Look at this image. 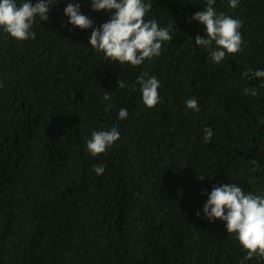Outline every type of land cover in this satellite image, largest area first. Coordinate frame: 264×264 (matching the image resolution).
<instances>
[{
    "label": "trees",
    "instance_id": "trees-1",
    "mask_svg": "<svg viewBox=\"0 0 264 264\" xmlns=\"http://www.w3.org/2000/svg\"><path fill=\"white\" fill-rule=\"evenodd\" d=\"M69 3L94 28L113 14L53 0L35 39L0 30V264H264L245 261L236 235L203 214L213 187L264 195V77L250 75L264 71V0H216L217 13L242 21L243 51L220 64L194 40L205 29L191 17L207 0H152L148 18L172 25L173 40L138 67L92 49V29L68 23ZM142 73L161 84L154 109L142 103ZM193 97L198 112L186 107ZM113 127L118 146L93 157L86 140Z\"/></svg>",
    "mask_w": 264,
    "mask_h": 264
},
{
    "label": "clouds",
    "instance_id": "clouds-1",
    "mask_svg": "<svg viewBox=\"0 0 264 264\" xmlns=\"http://www.w3.org/2000/svg\"><path fill=\"white\" fill-rule=\"evenodd\" d=\"M216 0H207L203 11L193 14L191 20L204 26L205 36H196L195 44L210 52L211 60L220 64L227 55H235L243 51V38L240 32L242 21L224 13H217L214 8ZM240 0H229V7L235 9ZM53 0H38L33 5L27 0L17 3V0H0V30L16 42H26L35 39L33 26L38 17L41 22L49 19ZM153 7L152 0H91L93 12L113 13L110 19L99 28L93 27L90 17L81 13L79 3H69L64 9L68 23L80 30L92 29L89 44L92 49L103 53L106 61L122 65L138 67L146 60L159 57L162 44L173 40L172 25L161 27L156 19H149ZM249 75V73H245ZM250 75L255 78L264 77V71L257 70ZM142 94V103L148 109H154L160 102L158 89L161 84L156 76L146 78L142 73L136 78ZM2 86V85H0ZM125 82L117 80V88L124 89ZM132 90H135L133 85ZM107 93V92H106ZM244 94L257 95L255 88H245ZM105 101L111 99L105 94ZM187 109L199 111L196 98L186 102ZM111 105L106 108L110 110ZM118 117L124 120L128 110L121 108ZM204 142L209 143L213 137L211 128L204 129ZM120 133L113 127L110 131H93L91 138L86 140V147L93 156H99L116 145ZM256 164V161H251ZM256 170L255 168L253 169ZM93 171L102 175L103 165H95ZM203 181V179H200ZM204 218L209 222L219 220L226 225L229 234H235L239 244L246 252L244 260L254 256L264 258V195H254L245 192L236 183L213 187L206 203L203 205ZM200 213L197 212V217ZM243 264V261L241 262Z\"/></svg>",
    "mask_w": 264,
    "mask_h": 264
},
{
    "label": "bare ground",
    "instance_id": "bare-ground-1",
    "mask_svg": "<svg viewBox=\"0 0 264 264\" xmlns=\"http://www.w3.org/2000/svg\"><path fill=\"white\" fill-rule=\"evenodd\" d=\"M58 144H59V143H58ZM62 146H63V145H62ZM62 146H61V147H62ZM63 147H65V146H63ZM56 148H57V147H56ZM58 149H59V148H58ZM61 149H62V148H61ZM54 150H57V149H54ZM59 151H60V150H59ZM56 152H57V151H56Z\"/></svg>",
    "mask_w": 264,
    "mask_h": 264
}]
</instances>
